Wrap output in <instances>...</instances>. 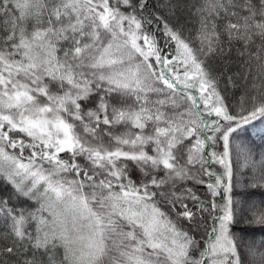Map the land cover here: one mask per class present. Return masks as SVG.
I'll return each instance as SVG.
<instances>
[{"label": "snow or ice", "instance_id": "6c2138e0", "mask_svg": "<svg viewBox=\"0 0 264 264\" xmlns=\"http://www.w3.org/2000/svg\"><path fill=\"white\" fill-rule=\"evenodd\" d=\"M0 264H264V0H0Z\"/></svg>", "mask_w": 264, "mask_h": 264}]
</instances>
